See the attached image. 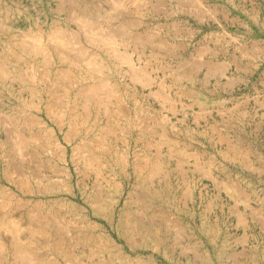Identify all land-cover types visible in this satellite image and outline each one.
Masks as SVG:
<instances>
[{
    "label": "rangeland",
    "instance_id": "rangeland-1",
    "mask_svg": "<svg viewBox=\"0 0 264 264\" xmlns=\"http://www.w3.org/2000/svg\"><path fill=\"white\" fill-rule=\"evenodd\" d=\"M0 242L264 264V0H0Z\"/></svg>",
    "mask_w": 264,
    "mask_h": 264
},
{
    "label": "bare ground",
    "instance_id": "bare-ground-1",
    "mask_svg": "<svg viewBox=\"0 0 264 264\" xmlns=\"http://www.w3.org/2000/svg\"><path fill=\"white\" fill-rule=\"evenodd\" d=\"M116 7H117V6H116ZM73 15H74V14H73ZM73 15H72V16H73ZM74 17H75V16H74ZM82 22H86V21H82ZM87 22H88V21H87ZM81 24H83V23H81ZM90 24H91V23H90ZM94 24H95V23H94ZM87 25H88V24H87ZM92 25H93V24H92ZM83 26H84V25H83ZM84 28H85V26H84ZM94 28H95V26H94ZM91 30H92V29H91ZM84 31H85V30H84ZM86 31H88V30H86ZM62 32H64V31H62ZM40 33H41V32H40ZM40 33H39V34H40ZM70 33H71V32H70ZM91 33H92V32H91ZM54 34H55V33H54ZM56 34H57V33H56ZM58 34H60V33H58ZM58 34H57V35H58ZM61 34H62V33H61ZM68 34H69V33H67V35H68ZM89 34H90V33H89ZM94 34H95V33H94ZM69 35H70V34H69ZM91 35H92V34H91ZM37 36H38V35H37ZM40 36H41V35H40ZM59 36H60V35H59ZM61 36H62V35H61ZM97 36H100V35L97 34ZM104 36H105V35H104ZM35 37H36V36H35ZM41 37H42V36H41ZM41 37H40V38H41ZM50 37H51V36H50ZM55 37L58 38V36H55ZM55 37H54V38H55ZM62 37H63V36H62ZM62 37H61V38H62ZM68 37H69V36H68ZM94 37H95V36H94ZM105 37H106V36H105ZM40 38H35V39H40ZM51 38H52V37H51ZM61 38L58 39V40H61ZM87 38H88V37H87ZM63 39H64V38H63ZM63 39H62V40H63ZM88 39H89V38H88ZM90 39H91V38H90ZM95 39H96V38H95ZM100 39H101V38H100ZM100 39H99V40H100ZM103 39H104V38H103ZM109 39H110V38H109ZM109 39H108V40H109ZM25 40H26V39H25ZM27 40H28V39H27ZM33 40H34V39H33ZM50 40H51V39H50ZM53 40H54V39H53ZM55 40H56V39H55ZM36 41H37V40H36ZM51 41H52V40H51ZM104 41H105V40H104ZM21 42H23V41H21ZM24 42H26V41H24ZM24 42H23V43H24ZM31 42H32V41H31ZM69 42H70V41H69ZM90 42H92V41H90ZM107 42H108V41H107ZM113 42H114V41H113ZM19 43H20V42H19ZM35 43H36V42H35ZM93 43H94V42H93ZM100 43H101V42H100ZM110 43H111V41H110ZM28 44H29V43H28ZM33 44H34V42H33ZM36 44H37V43H36ZM66 44H67V43H66ZM98 44H99V43H98ZM107 44H108V43H107ZM20 45H21V44H20ZM34 45H35V44H34ZM56 45H57V44H56ZM73 45H74V44H73ZM94 45H95V44H94ZM103 45H104V44H103ZM31 46H32V45H31ZM31 46H30V47H31ZM35 46H36V45H35ZM38 46H40V45H38ZM64 46H67V45H64ZM64 46H63V47H64ZM70 46H71V45H70ZM104 46H105V45H104ZM68 47H69V45H68ZM72 47H73V46H72ZM56 48H57V47H56ZM59 48H60V47H59ZM77 48H81L80 45H78ZM30 49H31L30 51H32L33 48H30ZM35 49H36V48H35ZM42 49H44V48H42ZM73 49H74V47H73ZM24 50H25V49H24ZM66 50H67V49H66ZM68 50H70V49H68ZM82 50H83V48H82ZM84 50H85V49H84ZM30 51H29V53H30ZM37 51H38V50H37ZM42 51H43V50H41L40 52H42ZM111 51H112V50H111ZM113 51H114V50H113ZM78 52H79V51H78ZM83 52H84V51H83ZM85 52H87V51H85ZM36 53H38V52H36ZM118 53H119V51H118ZM61 54H62V52H61ZM80 54L82 55L81 52H80ZM112 54H113V53H112ZM116 54H117V53H116ZM45 55H46V54H45ZM47 55H48V54H47ZM85 55H86V54H85ZM113 55H114V54H113ZM123 55H124V54H123ZM60 56H61V55H60ZM65 56H66V55H65ZM83 56H84V55H83ZM118 56H119V55H118ZM130 56H131V55H130ZM130 56H129V57H130ZM77 57H78V56H77ZM81 57H82V56H81ZM81 57H80V55H79V58H81ZM85 57H86V56H85ZM90 57H91V56L89 55V60H90ZM120 57H121V56H120ZM124 57H127V56H124ZM48 58H49V57H48ZM50 58H51V57H50ZM62 58H63V57H62ZM93 58H94V56H93ZM127 58H128V57H127ZM127 58H126V60H127ZM65 59L67 60V58H65ZM123 59H124V58H123ZM130 59H132V58L130 57ZM130 59L128 58V60H127L126 63H128V61H130ZM89 60H88V61H89ZM51 61H52V60H51ZM51 61H50V62H51ZM91 61H92V60H91ZM94 61H95V60H94ZM82 62H83V61H82ZM86 62H87V61H86ZM124 62H125V61H124ZM131 62H133V61H131ZM83 63H85V62H83ZM90 63H91V62H90ZM79 64H81V63H79ZM128 64H129V63H128ZM70 65H71V62H70ZM74 65H75V64H74ZM90 65H91V64H90ZM130 65H131V64H130ZM85 66H86V65H85ZM87 66H88V65H87ZM92 66H94V65H92ZM99 66H100V65H99ZM96 67H97V66H96ZM76 68H77V67H76ZM94 68H95V66H94ZM94 68H93V69H94ZM98 69H99V68H98ZM100 69H101V68H100ZM100 69H99V71H100ZM90 70H92V69H90ZM94 71H96V70H94ZM97 71H98V70H97ZM99 71H98V72H99ZM70 72H71V71H70ZM92 72H93V71H92ZM8 74H9V73H8ZM144 75H145V74H144ZM146 76H147V75H146ZM136 78H137V77H136ZM150 78H151V77H150ZM67 80H68V79H67ZM68 81H69V80H68ZM143 84H144V83H143ZM96 88H97V87H94V92H95V89H96ZM98 88H100V87L98 86ZM98 88H97V89H98ZM101 88H102V87H101ZM97 89H96L95 94L98 92ZM102 89H103V88H102ZM106 89H107V88H106ZM107 90H109V89H107ZM107 90H106V92H107ZM86 91H87V90H86ZM88 91H89V89H88ZM90 91H93V90L90 89ZM100 91H101V90H99V92H100ZM94 92H92V93H94ZM85 93H87V94L90 93V94H91V92H85ZM97 95H98V94H97ZM105 95H106V94H105ZM87 96H88V95H87ZM94 96H95V95H94ZM94 96H92V97L95 98ZM90 97H91V96H89L88 99H90ZM96 97H97V96H96ZM99 99H100V98H99ZM100 100H101V99H100ZM102 100H103V99H102ZM105 104H106V103H105ZM86 109H87V108H86ZM50 137H51V136H50ZM18 139H19V138H18ZM19 140H20V139H19ZM19 140H18V141H19ZM18 141H17V142H18ZM54 141H55V138H54ZM52 144H53V143H52ZM55 145H56V144H55ZM91 157H92V156H91ZM91 159H93V158H91ZM89 161H90V160H89ZM91 162H92V161H91ZM147 169H148V168H147ZM21 185H22V184H21ZM21 187H22V186H21ZM16 222H17V221H16ZM15 224H16V223H15ZM29 230H30V229H29ZM9 231H10V230H9ZM33 231H35V230H33ZM43 231H44V230H43ZM14 232H15V231H14ZM14 234H15V233H14ZM59 235H60V233H59ZM0 243H1L2 248L5 247V245H4L2 242H0ZM56 246H58V247L60 246V245L58 244V242L56 243ZM2 248H0V249H2ZM15 250H16V249H15ZM17 251H18V250H17ZM21 251H22V250H21ZM23 251H24V250H23ZM19 252H20V249H19ZM25 253H26V252H25ZM26 254H27V253H26ZM26 254H25V255H26ZM22 255H23V254H22ZM30 255H31V254H30ZM122 257H123V256H122ZM123 259L126 260V261H128V258H126V257H125V258L123 257ZM30 262H31V261H30ZM135 262H136V261H135ZM137 263H139V264H156V262H155L154 260H137ZM48 264H49V263H48Z\"/></svg>",
    "mask_w": 264,
    "mask_h": 264
}]
</instances>
